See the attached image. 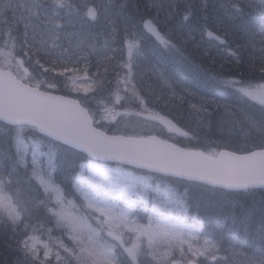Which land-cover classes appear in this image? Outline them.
<instances>
[{"label":"snow or ice","instance_id":"snow-or-ice-1","mask_svg":"<svg viewBox=\"0 0 264 264\" xmlns=\"http://www.w3.org/2000/svg\"><path fill=\"white\" fill-rule=\"evenodd\" d=\"M0 264H264V0H0Z\"/></svg>","mask_w":264,"mask_h":264},{"label":"bare ground","instance_id":"bare-ground-1","mask_svg":"<svg viewBox=\"0 0 264 264\" xmlns=\"http://www.w3.org/2000/svg\"><path fill=\"white\" fill-rule=\"evenodd\" d=\"M191 193L194 194V196L192 197V199H197L198 201L202 202L203 204V207L201 208H198L202 213L203 215L206 217L207 219V225L209 226V231L207 232V230L205 229V234H210V235H213L214 237L216 238H219L220 234H221V231L223 229H219L218 227V224H217V216L218 214L222 217L220 221H223V218H227L228 215L235 211L236 209H234V207L232 206L233 203H229V204H226L225 208L222 209V206H219L218 204H214V202H206V201H203L206 197V194H201L199 191H196V190H192ZM201 197L199 198L198 196ZM204 196V197H203ZM247 198H251V196H248V195H245ZM254 200V199H253ZM246 204L249 206L248 208L251 209V208H258L259 207V203L257 201H247ZM230 212V213H229ZM216 216V217H214ZM223 224V223H222Z\"/></svg>","mask_w":264,"mask_h":264},{"label":"trees","instance_id":"trees-1","mask_svg":"<svg viewBox=\"0 0 264 264\" xmlns=\"http://www.w3.org/2000/svg\"><path fill=\"white\" fill-rule=\"evenodd\" d=\"M191 195H193V194L191 193ZM198 197L200 198L201 195L198 196ZM201 199H202V197H201ZM260 199H261V196L259 194H257L254 198L253 197L247 198L245 195L228 194V195H226V201L222 200V196L221 195L212 196V197H209V196L206 195V197H205V199L203 201L214 202L213 205L214 204H218L219 206H222V209L223 208L226 209V207H225L226 204L233 203L232 206L234 207V209H236L235 212L239 216V215L245 213L247 210H249V208H248L249 206L246 204L247 201L252 200V201H257L259 203ZM195 200H196L195 204L198 205V208L203 207L202 202L198 201L197 199H195ZM255 210L258 212L259 207L255 208ZM214 217H216V216H214ZM222 223H223V221H220L218 226H222V229H223V224Z\"/></svg>","mask_w":264,"mask_h":264}]
</instances>
